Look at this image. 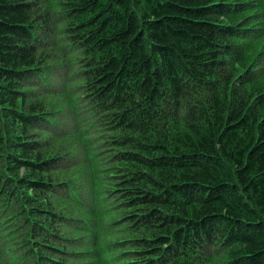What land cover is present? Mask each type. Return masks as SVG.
I'll use <instances>...</instances> for the list:
<instances>
[{
    "label": "trees",
    "instance_id": "trees-1",
    "mask_svg": "<svg viewBox=\"0 0 264 264\" xmlns=\"http://www.w3.org/2000/svg\"><path fill=\"white\" fill-rule=\"evenodd\" d=\"M0 264H264V0H0Z\"/></svg>",
    "mask_w": 264,
    "mask_h": 264
}]
</instances>
